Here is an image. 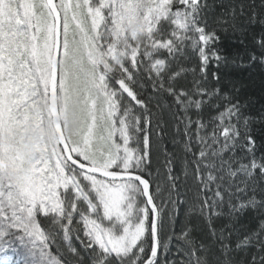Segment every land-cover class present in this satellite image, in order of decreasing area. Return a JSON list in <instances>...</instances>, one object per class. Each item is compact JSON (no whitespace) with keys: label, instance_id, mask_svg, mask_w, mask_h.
<instances>
[{"label":"snow or ice","instance_id":"obj_1","mask_svg":"<svg viewBox=\"0 0 264 264\" xmlns=\"http://www.w3.org/2000/svg\"><path fill=\"white\" fill-rule=\"evenodd\" d=\"M233 68L264 76V0H0V264H264Z\"/></svg>","mask_w":264,"mask_h":264},{"label":"trees","instance_id":"obj_2","mask_svg":"<svg viewBox=\"0 0 264 264\" xmlns=\"http://www.w3.org/2000/svg\"><path fill=\"white\" fill-rule=\"evenodd\" d=\"M227 2V0H226ZM243 3L245 5L249 3H255L259 5V0H232V3L239 4ZM261 31V28L259 25L253 26L251 29L250 35L252 34H259ZM225 48L232 52L234 55L239 54L241 57L245 55L244 48L240 46L236 41H225ZM248 47H251V44L248 45ZM229 74L232 78L239 79L244 82L245 87L243 89L244 96L251 102V109L250 111L253 113H257L264 109V85H262V79H264V76H262L260 69H254V70H248V69H229ZM171 131V130H170ZM255 135L258 139V143L264 142L261 141V128L259 125L256 126ZM169 147H171L170 137H169ZM255 219H253L251 216H244L241 218L238 226L237 231L234 234L240 235L244 231H246L248 228L254 226Z\"/></svg>","mask_w":264,"mask_h":264}]
</instances>
